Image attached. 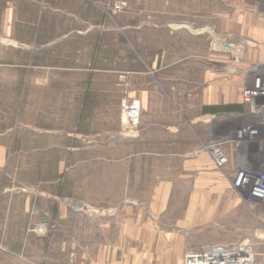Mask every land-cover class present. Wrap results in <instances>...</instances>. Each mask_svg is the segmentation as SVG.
<instances>
[{"label":"rangeland","instance_id":"374dc122","mask_svg":"<svg viewBox=\"0 0 264 264\" xmlns=\"http://www.w3.org/2000/svg\"><path fill=\"white\" fill-rule=\"evenodd\" d=\"M116 1L126 2L127 8L112 12L110 6ZM161 1L82 0L79 1L82 3L80 6L74 0H0V130H7L0 137V264H89L91 259L80 258V249L83 246L94 249L97 239L101 241L108 236L107 233L111 234L114 229L111 224L108 232L102 227L111 214V208L128 205L129 198L148 197L118 193L121 178L113 177L117 170L112 168L111 162L101 160L103 155L107 158L112 155L111 148L107 146L124 138V133L131 129L122 119L120 101L124 98L129 102L137 100L122 97V88L113 87L112 75L96 74L92 83L95 89L104 86L112 93L92 97L93 108L98 109L97 116L102 115V121L92 123L87 129L93 138H81L74 128L81 101L79 94L73 96L68 108L67 99L46 97L41 89L32 86L33 76L46 71L32 69L31 57L35 54L42 62L49 59L47 52L30 50L28 56L26 50L18 48L20 43L17 44L16 37L25 44H31L28 40L33 35L32 28L37 30L36 42L39 43L46 41L43 38L58 39L68 31H87L83 36L72 33L66 39L67 43L78 48L71 49V53L73 61L81 65L94 52L95 43H98V54H112L109 55L112 58L118 55L121 61L134 53L145 63L147 57L162 50L167 51V56H180L185 61L194 58L205 65L211 59L210 77L205 81L200 79L199 89L195 92L217 80L216 84H227L228 90L241 96L242 106L247 108L239 114L228 115L227 119L220 111L223 108L220 105L216 107L219 112L215 122L209 123L206 130H197L199 124H195V157H206L211 165L209 169H214L223 182L230 185L238 207L246 217L224 218L220 212L213 224L170 228L185 238L184 250L196 251L206 246L241 241V236L228 243L195 241L198 230L201 237L211 238L224 232V225L228 222L239 224L241 220L247 227L242 240L245 236L262 238L256 251L264 253V204L255 209L248 208L250 202L243 196L244 187H235L239 173L246 174L255 167L264 172V96L260 95L261 99L253 101L258 113L252 110L251 100L246 103L244 96L246 90L256 88L254 82L258 75L264 86V66L248 60L245 64L248 53L257 50L252 32L256 31L255 16L264 9V0H169L172 15L152 19V25L160 20L161 24L166 21L183 23L176 26L183 27L178 31L150 27L151 19L145 17L144 11L164 9L163 5L167 3ZM212 38L220 43L216 51L210 48ZM144 66L145 73L155 79L157 71L148 64ZM97 68L106 69L108 66L98 65ZM75 76L73 91L83 87V77H78L76 85ZM226 78H237L238 81H219ZM230 83L234 86L230 87ZM159 88L163 100L178 111L181 121L189 120L193 115L188 105L191 96L184 95L181 99L166 93L164 87ZM186 89L191 88L188 86ZM217 91L224 93L220 88ZM116 94H119L118 98ZM68 109L71 115L63 120V112ZM117 109L123 127L116 122ZM40 113L48 115L46 124L49 127H64V123H70L72 128L65 132H70L71 138L47 137L42 132L34 133L23 127L26 123L42 126L45 122ZM254 124H257L255 128ZM117 127L119 136L113 135ZM247 128L255 134L242 133L237 138V134ZM188 129L187 124L180 127V130ZM17 132L20 133L18 139ZM86 141H90L89 146L94 144L97 147L87 151L75 150ZM3 144L8 150L7 158L3 155ZM64 146L70 150H64ZM98 147L106 148V151L101 152ZM212 149H218L225 157L226 162L221 167L215 164ZM216 193L224 202L223 188ZM171 201H176V195L171 196ZM183 207L187 208V205ZM224 208V204L218 205L219 211ZM229 218L232 220L228 221ZM167 244L168 247L181 245ZM179 257L173 264H181V254Z\"/></svg>","mask_w":264,"mask_h":264},{"label":"crops","instance_id":"0c3cea01","mask_svg":"<svg viewBox=\"0 0 264 264\" xmlns=\"http://www.w3.org/2000/svg\"><path fill=\"white\" fill-rule=\"evenodd\" d=\"M74 1L81 6L82 3L79 1L82 0ZM165 2L167 5H163L164 9L145 10V17L151 19L150 27L153 26L154 29L166 28L178 31L183 27L176 26L183 23L166 21L161 24L160 20L158 24L155 22L152 25V19H161V16L166 18L172 15L171 6H168L169 0H165ZM255 17L257 18L256 31L251 32L252 37L256 40L257 50L248 53L245 64L250 61V63L259 62L264 66V9ZM242 19L240 20L241 25ZM72 33L83 36L87 31H68L58 39L43 38L42 40L46 41L39 43L36 42L37 30L32 28L33 35L28 40V43L31 42L30 45L16 37L17 44L20 43L18 48L26 50L28 56L31 54L30 50L47 52L49 56L46 62H42L40 57H36L35 54L31 57L30 66L32 69L38 68L46 71L37 77L33 76L32 86L41 89L46 97L67 99L68 108L73 96L79 94L78 97L81 98V101L76 112L78 114L74 128L76 127V134L87 140L94 137L87 130L89 126L102 121V115L97 116L98 109L93 108L92 97H103L107 92L112 93L108 87L104 86L95 89L92 84L94 77L98 73L112 75L113 87L122 88V97L124 95L129 100L139 101L141 114L138 127L134 130L129 129L124 133V138L112 141L111 146H107L111 148V157L107 158L103 155L101 160L111 162L112 168L117 170L113 177L121 178L118 185L121 188L118 193L148 195L143 199L129 198L128 205L113 206L111 214L107 216V224L102 225L108 232V226L111 224L114 227L111 234L107 233L108 236L101 241L97 239L98 242L94 249L86 248V246L81 247L80 258L91 259L89 264H173L180 258V254L182 258L185 251H193L184 250L185 238L174 232L171 229L173 226L194 227L205 223L209 225V222L213 224L220 212L222 217H236L237 215L246 217V213L238 207L239 203L231 192L230 185L223 182L214 169L211 167L212 170L209 169L211 165L207 162L206 157H195V124H199L196 127L197 130H206L209 123L215 122L219 112L216 107L220 105L223 106L220 111L225 118L233 113L239 114L246 110L244 108H247L242 106L241 96L228 90L227 84H216L217 80L212 85L205 86L195 92L199 89L200 81H205L210 77L212 71L209 64H212L209 62L213 61L211 59L207 61L208 65L194 58L192 61H185L180 56H167V51L164 52V50L147 57L145 63L137 59L134 53H130L127 60L121 61L118 55L112 58L109 56L112 54L105 55L102 52L98 54V43H95L93 45L94 52L81 65L80 62L73 61L74 56L71 53V49L78 48H74L66 42ZM91 47L92 45H90V49ZM105 64L108 68L100 70L97 68L98 65L104 66ZM145 64L157 71L155 79L145 73ZM73 76H75L76 85L79 83L78 77H83L82 89L75 88L73 91ZM228 79L219 81L227 80L235 83L238 81L237 78ZM239 81L241 84V79ZM188 86L191 89L187 91ZM231 86L234 84L230 83ZM159 87H164L166 93L170 92L181 99L184 95L191 96L188 105H190L189 111L193 115L189 120L181 121L178 111L163 100ZM219 88L224 93H216ZM234 89L236 91V87ZM118 95L116 94L117 98ZM247 111L250 110L247 109ZM63 113V120L71 115L69 109ZM40 116L44 117L42 121L45 123L42 126L26 123L23 124V127L34 133L42 132L41 134H45L47 137L71 138V133L65 132L66 129L72 128L70 123L67 125L64 123V127H49V124H46L49 120L48 115L40 113ZM116 117V122L120 127L119 109H117ZM184 124H187L191 131L189 129L187 131L180 130ZM6 131L0 130V137ZM119 131L117 127L113 135L119 136ZM19 134L17 132V139ZM89 143L90 141H86L85 145L80 143L81 147L75 150L87 151L97 147L94 144L89 146ZM3 149L4 158H7L8 150L4 144ZM99 149H102L101 152L106 151V148ZM64 150L69 151L70 149L64 146ZM222 188L224 202L220 195H216V192ZM172 195H176L175 202H170ZM223 204L225 208L223 211H219L218 205ZM183 205H187V208H184ZM245 224L246 222L242 225L241 220L239 224L228 222L224 225L226 226L224 232L218 233L213 230L215 234H218L211 238L201 237L198 230L195 233L197 236L195 241L228 243L240 236V240H242V235L247 233ZM243 239H247L246 236ZM168 242L181 243V245L171 244L172 246L168 247ZM209 247L212 246L202 248Z\"/></svg>","mask_w":264,"mask_h":264},{"label":"built area","instance_id":"2783aa9c","mask_svg":"<svg viewBox=\"0 0 264 264\" xmlns=\"http://www.w3.org/2000/svg\"><path fill=\"white\" fill-rule=\"evenodd\" d=\"M127 6V3L124 1H116L110 6V10L118 13L125 10ZM219 44L212 38L210 48L216 51L218 50ZM254 85L256 88L246 90L244 94L246 100L249 99L248 97L253 98L249 103L253 107V101L261 99L264 96V86L261 81V76L258 75L256 77ZM252 110L256 113L259 111L257 107H254ZM120 111L123 121L131 129H136L139 125L141 114L140 104L137 101L129 102L124 98L120 101ZM255 126L257 124L253 125L254 128ZM242 133H248L249 135L255 134L254 131H250V128L240 132L239 137ZM212 154L214 155V162L217 166L221 167L226 162L225 157L220 155L218 149H212ZM241 180L242 184L240 185ZM235 187L245 188H243V196L247 201L249 200L250 205L264 204V172L258 171L257 167L251 171H246V174L244 172L239 173V181L235 183ZM262 240V238L256 236L254 239L247 238L226 246H212L209 248H200L196 251H187L181 258V264H264V253H258L256 251V248L261 244Z\"/></svg>","mask_w":264,"mask_h":264},{"label":"bare ground","instance_id":"6f19581e","mask_svg":"<svg viewBox=\"0 0 264 264\" xmlns=\"http://www.w3.org/2000/svg\"><path fill=\"white\" fill-rule=\"evenodd\" d=\"M218 49H219V47H218ZM249 98V100H253V98H251V97H248ZM248 101V99L246 100V102ZM252 134H254V133H252ZM239 137V134H237V138ZM237 181H239V174H238V176H237ZM237 181H236V183H237ZM242 184V180L240 181V185ZM248 206V208H250V209H255L257 206H259V205H253V204H251V205H247Z\"/></svg>","mask_w":264,"mask_h":264},{"label":"trees","instance_id":"16d2710c","mask_svg":"<svg viewBox=\"0 0 264 264\" xmlns=\"http://www.w3.org/2000/svg\"><path fill=\"white\" fill-rule=\"evenodd\" d=\"M216 109H218V108H216Z\"/></svg>","mask_w":264,"mask_h":264}]
</instances>
